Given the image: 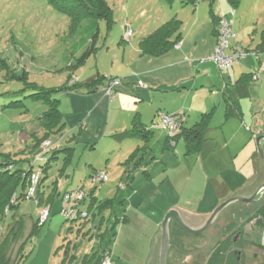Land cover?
I'll use <instances>...</instances> for the list:
<instances>
[{
  "label": "rangeland",
  "instance_id": "374dc122",
  "mask_svg": "<svg viewBox=\"0 0 264 264\" xmlns=\"http://www.w3.org/2000/svg\"><path fill=\"white\" fill-rule=\"evenodd\" d=\"M106 1L113 9L114 22L108 28L105 19L98 20V52L73 70L64 60L72 41L65 38L68 29L63 14L53 10L47 0H0V163L11 159L28 170L33 162L38 175L49 159L45 196L54 182L59 191L46 222L28 241V256L20 264H62L69 240L77 243L71 264H83L87 255L91 257L88 264H99L105 256L111 264H159L155 235L162 231L169 210H182L190 222L205 221V211L209 213L233 196H250L260 180L255 179L252 158L257 138L249 142L252 133L247 126L254 119L264 134V53L255 54L264 36V0H240L237 6L229 0ZM211 9L219 17H227L236 34L226 53L232 54L236 46L251 50L227 70L212 59L217 38ZM173 18L182 21L179 46L159 57L141 55V38ZM128 29L133 31L131 38ZM254 71L260 77L251 85L237 84L244 72ZM70 76L79 82L76 90L59 91L73 81ZM101 76L115 80L105 78L94 92L82 85ZM110 85L116 93L113 100ZM41 89L52 90L48 95L57 100L64 126L50 136L49 145L30 151L33 133L44 132L39 121L50 106L48 101L33 99L32 93ZM225 94L233 95V100ZM232 101H237L236 108ZM214 107L208 130L214 143L201 153L187 154L183 139L172 149L160 151L165 130H157L149 148L140 137L126 134L140 110L145 120L155 118L157 122L163 113L186 109L191 118ZM226 112L231 113L228 121ZM197 119L187 120L185 125L191 126ZM67 147L73 148L72 158L64 165ZM231 152L236 167L217 172L212 162L218 158L230 163ZM99 171L106 172L105 181L94 179ZM79 191L86 198L77 200V207L80 213H89L87 220L82 214L68 218L63 212ZM70 192L73 200L65 201L64 195ZM35 197L21 201L18 208L30 220L27 230L49 207L39 206ZM107 199L113 200L108 207ZM263 202L264 195L256 202L231 203L200 233L171 220L168 264H207L217 248H224V255L216 264H264V225L257 223ZM125 216L129 220L121 223ZM242 222L246 225L240 227L242 233L235 241ZM85 223L91 232L80 236L79 228ZM100 232L107 236L98 237ZM18 246L19 242L12 259ZM235 247L241 253H234Z\"/></svg>",
  "mask_w": 264,
  "mask_h": 264
},
{
  "label": "trees",
  "instance_id": "16d2710c",
  "mask_svg": "<svg viewBox=\"0 0 264 264\" xmlns=\"http://www.w3.org/2000/svg\"><path fill=\"white\" fill-rule=\"evenodd\" d=\"M229 2L232 6H237L240 0H229ZM47 3L53 10L66 17L68 33L65 38H70L72 42L68 48V54L64 56V60H66L65 62H67L69 68L75 70L79 65L84 64L93 54L98 52V37L100 35L98 20L105 19L108 28H111L114 22L113 9L106 0H47ZM232 10L235 9L233 8ZM210 15L214 24L213 34L217 38L218 45L221 20L229 19L227 17H219L215 14L213 9H211ZM232 15H235V13ZM181 24V20L173 18L172 20L160 25L147 36H143L139 42L141 55L159 56L178 45L182 40ZM131 36L128 38H131ZM231 38H236V34L234 37L231 36L228 39V47L229 40ZM236 51L245 55L251 50L239 46L233 47L232 53ZM260 53H264V36L262 37L261 42L257 45L255 51V54ZM259 77L260 76L256 71L244 72L239 77L237 84L249 86ZM105 78L109 77L101 76L99 78H92L85 81L82 85L86 86L88 92H94L102 87ZM71 79L72 77L70 76L69 81ZM72 80V82L64 86L63 89H59V91L64 90L70 93L72 90H76L74 87L79 85V82L76 79ZM109 80L112 82L115 79L109 78ZM110 88L114 91L112 85L108 86V91ZM50 92H52V90H42L40 92L32 93L34 97L33 99L48 101L50 106L49 109L46 110L40 117L39 121L42 129H44V132L42 135H39L37 131L33 133L34 140L30 151L36 150L45 145V141H48L53 133L59 132L64 126L63 113L58 108L57 100H52L48 95ZM181 113L185 115V112ZM212 115V111L202 113L200 119L191 126H185L184 119L180 129L175 134L171 135L166 131L164 138L160 142L159 150L164 151L172 149L179 139H183L185 141L187 154L200 153L203 150V145L207 139V132L210 129V120ZM230 116L231 113L227 112L226 118H229ZM156 131L157 130L142 123L140 117L136 115L132 121V127L127 130L126 134L140 137L144 140V142H146L145 148H149V144L156 134ZM72 149L73 148L71 147H67L65 149L66 161L64 162V165L71 161ZM45 152H47L46 149L44 153ZM133 155L134 153L131 156L132 158ZM52 157L56 156L53 155ZM49 166L50 160L48 159L47 163L42 166V170L44 172L42 171L43 173L37 175L34 172L33 162H30V168L28 170L17 167L13 164L11 159L0 163V264H20L25 257L28 256L25 250L28 241H30L37 234L39 227L46 222L48 217L43 220L41 214V217L37 221H33L31 228L27 230L26 225L30 220L27 214L19 213L18 208L21 201L27 198H34L36 195L35 198L37 200V204L43 207L48 205L50 211L54 196L56 193H59V191L57 182H54L55 184L50 193L47 197L45 196L46 186L44 185V179ZM33 174L37 175L38 181L33 194L29 195V191L32 186ZM67 194L68 193L64 195V199ZM84 198H86V194ZM92 198L95 199L93 196ZM112 201V199L105 200V206L108 207L110 205L109 203ZM258 214L261 224L264 225V202L258 210ZM88 217L89 213L87 212L84 220H87ZM123 220L124 219L122 218L121 222ZM85 227L87 228L86 223L84 227L81 226L79 228L78 234L80 236H85L88 234V231L91 232L89 227L88 230H86ZM97 236L103 238L107 235L105 232H100ZM18 242L19 246L15 252V259H12L13 252ZM76 244V241L74 242L69 240L66 245H64L65 250L64 258L61 262L62 264H71L74 261L76 257L74 253ZM262 247L264 248V245L261 243V248ZM223 252L224 248H217L207 264H216L220 262V259L222 260L224 255ZM90 262L91 257H88L87 255L83 260V264H88ZM101 262H103V260ZM101 262L99 264H101Z\"/></svg>",
  "mask_w": 264,
  "mask_h": 264
},
{
  "label": "built area",
  "instance_id": "2783aa9c",
  "mask_svg": "<svg viewBox=\"0 0 264 264\" xmlns=\"http://www.w3.org/2000/svg\"><path fill=\"white\" fill-rule=\"evenodd\" d=\"M235 13V10H232V14ZM132 34V30L128 29L127 30V37L131 36ZM231 36H235L231 26H230V22L227 19H222L221 23H220V38H219V42L218 45L216 47V52L214 54V56L212 57V59H214L217 64L219 65V67L223 70H227L231 65H233L235 62L239 61V59L242 57L241 52H234L232 54H227L226 53V48L228 47V39ZM179 46V45H177ZM108 93L110 94V96H114L113 91L111 90V88L109 89ZM185 119V115L181 112H178L176 114H161V118L159 122H155L152 126H150V128L155 129V130H165L167 131L169 134H175L181 127L183 121ZM45 145H49L50 142L46 141L44 143ZM94 179L95 180H101V181H105L107 179V174L106 172L103 171H99L94 175ZM38 181L37 175L33 174L32 175V186L31 189L29 191V195H32L36 186V183ZM85 197V193L82 191L78 192V197L76 200H74V203L69 206V207H64L63 212L66 214V216L68 218H79L80 214L83 215V217H85L87 215V213L83 214V212L77 207L78 205V201L82 198ZM73 200V193H68L65 196V201H71ZM48 213H49V208H45L42 212V219L45 220L48 217ZM263 237H262V245H264V226H263ZM101 264H111V260L108 257H104V260Z\"/></svg>",
  "mask_w": 264,
  "mask_h": 264
},
{
  "label": "crops",
  "instance_id": "0c3cea01",
  "mask_svg": "<svg viewBox=\"0 0 264 264\" xmlns=\"http://www.w3.org/2000/svg\"><path fill=\"white\" fill-rule=\"evenodd\" d=\"M183 45H185V43L183 44ZM182 45V46H183ZM216 45H217V42H216ZM215 45V46H216ZM212 50H214V49H212ZM176 51V50H175ZM166 53V52H165ZM208 54H209V51H208ZM164 55V53L162 54V55H159V56H163ZM158 56V57H159ZM156 57V56H155ZM235 71V70H234ZM231 78H232V76H231ZM238 80H239V78H238ZM237 80V81H238ZM224 83H226V81L224 82ZM231 83V82H230ZM230 83H227V86H226V88L230 85ZM148 89H150V87H148ZM114 90V89H113ZM238 92H239V98H242L244 95H242V93H240V90L238 89ZM113 94H114V96L112 97V96H110V99L111 100H113V99H115V95H116V93L113 91ZM225 96H226V98H230V99H232L233 100V95H231V94H229L228 96H227V94H225ZM238 98V99H239ZM232 103H234L235 104V108H236V106H238L237 104V101H232ZM160 110V109H159ZM213 112V115H214V113H215V107L212 109V110H210V111H207L206 110V112ZM243 110L241 109V107H239V112H240V115L243 113L242 112ZM184 112H185V122H187V120H189V121H191V120H193L194 118L196 119V118H198L196 121H198L199 119H200V117H201V114L202 113H204L205 111H203L202 113H200V115H197V117H195V114H194V116L193 117H189L188 118V116H189V114L187 113V111H186V109H184ZM193 112V111H192ZM159 114V111H157L156 113H155V116L156 115H158ZM226 114H227V112H226ZM136 115H138L139 117H140V119H141V122L142 123H144L146 126H148V127H150V126H152L155 122H156V120H155V118H152V119H150V118H148L147 116V118L148 119H146L145 120V118L143 117V111L142 110H140V111H137L136 112V114L134 115V117L136 116ZM213 115H212V118H213ZM134 117H133V119H134ZM160 117H161V115H160ZM212 118H211V120H210V123H211V121H212ZM133 119H132V121H133ZM230 118H226V120L228 121ZM150 120H151V122H150ZM195 121V122H196ZM253 122H252V124L251 125H246V123H244L245 124V126H247L248 128H249V130L251 131V136H250V138H249V142L251 143V141H253V140H255L259 135H261V131H260V129H259V127L258 126H256V122H255V120L253 119L252 120ZM157 122H159V121H157ZM185 122H184V125H185ZM132 123V122H131ZM186 126V125H185ZM258 130L257 132L256 131H254V130ZM158 130V129H157ZM245 131H246V129L244 130L243 129V133H245ZM157 132V131H156ZM263 134V133H262ZM156 135V134H155ZM155 135H154V137H155ZM164 136H165V134H164ZM133 137H137V136H133ZM153 137V138H154ZM160 143V142H159ZM210 143H214V138H210L209 137V135H208V132H207V139H206V141H205V143H204V145H203V150L206 148V147H210ZM264 143V140H262V144ZM254 145V144H253ZM203 150L201 151V152H203ZM258 150V148H256V146H255V149H253L252 151H253V156H252V158L254 159V162H253V164H254V166H253V168H254V176L256 177L255 179H260L259 181H258V183H257V186H256V188H255V190L256 189H258L262 184H263V182H264V166L257 160V158L259 159H261L262 160V158H261V156H260V153L257 151ZM200 152V153H201ZM222 157V156H221ZM234 157H235V155L234 154H232V152L229 154V159H230V163H228V164H226V163H223L221 160L219 161L218 160V158L216 159V160H214V162H212V165H216V167H217V172H219V171H225V170H229V169H234L235 167H236V164H235V159H234ZM257 157V158H256ZM256 159V160H255ZM262 162H263V160H262ZM232 164L234 165V166H232ZM263 164H264V162H263ZM219 175V174H218ZM218 175H216L215 177H218ZM254 190V191H255ZM254 193V192H253ZM185 210V209H184ZM182 210H180V212H181ZM186 211V210H185ZM187 212V211H186ZM209 213H207V211H205V215H202L203 217H205V221L209 218V216L211 215V213L213 212V209H211L210 211H208ZM186 214V213H185ZM124 220L121 222V223H124V222H127L128 220H129V218L127 219V216H125L124 218H123ZM202 219H200V220H197V221H192V222H190L189 221V223L192 225V226H200V225H202L205 221H201ZM201 221V223H199ZM157 233V234H156ZM155 234V240L156 241H154L155 242V244H156V246H158V256H159V252H160V245H161V233H162V231H157ZM158 261H159V257H158Z\"/></svg>",
  "mask_w": 264,
  "mask_h": 264
},
{
  "label": "water",
  "instance_id": "95a60500",
  "mask_svg": "<svg viewBox=\"0 0 264 264\" xmlns=\"http://www.w3.org/2000/svg\"><path fill=\"white\" fill-rule=\"evenodd\" d=\"M264 140V134H261L257 137L256 142L258 145V151L264 162V146L262 144ZM264 192V182L263 184L250 196H233L228 198L220 205H218L209 218L200 226H192L186 217L178 210L171 209L167 212L163 223H162V233H161V245L159 252V264H168V254L170 249V221L175 220L182 228L190 231L192 233H200L207 230L211 225L216 221L221 211L234 202H253L257 200V196Z\"/></svg>",
  "mask_w": 264,
  "mask_h": 264
},
{
  "label": "flooded vegetation",
  "instance_id": "af4514ba",
  "mask_svg": "<svg viewBox=\"0 0 264 264\" xmlns=\"http://www.w3.org/2000/svg\"><path fill=\"white\" fill-rule=\"evenodd\" d=\"M256 190H257V189H256ZM256 190H255V191H256ZM255 191H254V192H255ZM252 194H253V193H252ZM252 194H251V195H252ZM263 195H264V193L259 194V195L257 196V200H256V201H258L261 197H263ZM256 201H253V202H256ZM184 216L186 217V219H187L188 222H189V218H188V216L185 215V214H184ZM257 223H259L258 225L263 226V224H261V220H260V218L257 220ZM255 224H256V223H255ZM227 225H228V224H227ZM227 225H226V226H227ZM242 225L245 226L246 223L242 222V223L239 225V228L237 229V235L234 236L233 240H235V241L238 240V238H239L238 236L242 233L241 228H240V227H243ZM226 226H225V227H226ZM250 240H251V238H250ZM250 240L248 241V244H249V245L251 244V241H252V240H251V241H250ZM249 245H248V246H249ZM248 246H245V249H248ZM233 252H234V253H241V252H240V249H237L236 247L233 249Z\"/></svg>",
  "mask_w": 264,
  "mask_h": 264
}]
</instances>
